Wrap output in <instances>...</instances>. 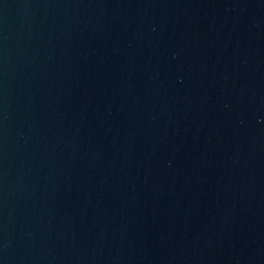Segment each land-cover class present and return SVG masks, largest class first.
Here are the masks:
<instances>
[{
    "label": "water",
    "instance_id": "95a60500",
    "mask_svg": "<svg viewBox=\"0 0 264 264\" xmlns=\"http://www.w3.org/2000/svg\"><path fill=\"white\" fill-rule=\"evenodd\" d=\"M0 264H264V0H0Z\"/></svg>",
    "mask_w": 264,
    "mask_h": 264
}]
</instances>
